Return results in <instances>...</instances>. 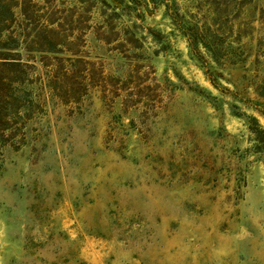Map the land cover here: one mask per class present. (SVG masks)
I'll return each mask as SVG.
<instances>
[{
    "label": "rangeland",
    "instance_id": "1",
    "mask_svg": "<svg viewBox=\"0 0 264 264\" xmlns=\"http://www.w3.org/2000/svg\"><path fill=\"white\" fill-rule=\"evenodd\" d=\"M264 0H0V264H264Z\"/></svg>",
    "mask_w": 264,
    "mask_h": 264
},
{
    "label": "trees",
    "instance_id": "2",
    "mask_svg": "<svg viewBox=\"0 0 264 264\" xmlns=\"http://www.w3.org/2000/svg\"><path fill=\"white\" fill-rule=\"evenodd\" d=\"M262 111L264 112V109Z\"/></svg>",
    "mask_w": 264,
    "mask_h": 264
}]
</instances>
